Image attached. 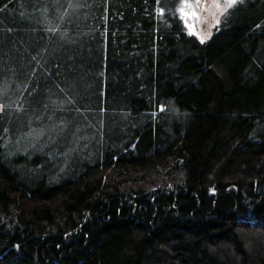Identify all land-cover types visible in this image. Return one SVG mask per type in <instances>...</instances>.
<instances>
[{
  "label": "trees",
  "instance_id": "16d2710c",
  "mask_svg": "<svg viewBox=\"0 0 264 264\" xmlns=\"http://www.w3.org/2000/svg\"><path fill=\"white\" fill-rule=\"evenodd\" d=\"M180 1L0 0V264H264V0Z\"/></svg>",
  "mask_w": 264,
  "mask_h": 264
},
{
  "label": "rangeland",
  "instance_id": "374dc122",
  "mask_svg": "<svg viewBox=\"0 0 264 264\" xmlns=\"http://www.w3.org/2000/svg\"><path fill=\"white\" fill-rule=\"evenodd\" d=\"M228 3L229 0H188L189 6H185L184 0H181L180 5L183 4L186 9V15L183 17L186 32L201 42L209 39L213 30L219 25L222 15L230 8L227 6ZM190 12H195L196 16L187 14ZM217 20L219 23H216ZM189 25L193 26L191 30ZM201 36L205 37L203 41Z\"/></svg>",
  "mask_w": 264,
  "mask_h": 264
},
{
  "label": "snow or ice",
  "instance_id": "6c2138e0",
  "mask_svg": "<svg viewBox=\"0 0 264 264\" xmlns=\"http://www.w3.org/2000/svg\"><path fill=\"white\" fill-rule=\"evenodd\" d=\"M235 3H236V0H229V3H228L227 6H228V7H231V6H233ZM184 4H185V6H189V4H188V0H184ZM217 7H219V4H217ZM180 12H181L182 16L186 15L185 7H181ZM187 14H190V15H192L193 17L196 16V13H195V12H190V13H187ZM216 23H219V20H217ZM189 27H190V30H191L193 26L189 25ZM204 38H205V37L201 36V40H202V41L204 40Z\"/></svg>",
  "mask_w": 264,
  "mask_h": 264
}]
</instances>
